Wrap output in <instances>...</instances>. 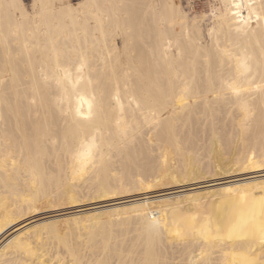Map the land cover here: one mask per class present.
<instances>
[{"label": "bare ground", "instance_id": "obj_1", "mask_svg": "<svg viewBox=\"0 0 264 264\" xmlns=\"http://www.w3.org/2000/svg\"><path fill=\"white\" fill-rule=\"evenodd\" d=\"M244 3L246 15L241 0H230L229 12L204 42L200 33L192 36L185 15L170 0H33L31 11L24 0H0V264H169L173 248L163 246L164 239L182 233V222L193 227L188 217L196 212L186 215V205L192 204L191 194L195 198L200 192L190 193L196 187L189 182L204 171L219 175L228 170L229 176L253 167L262 171L264 0ZM192 113L197 114L191 118ZM220 113L233 116L225 136L222 127L228 122ZM220 119L224 126L215 121ZM194 122L213 123L208 138L197 132L192 138H207L200 144L202 155L200 145L186 146L182 134L189 136ZM155 140L168 144L161 151L156 146L158 156L167 157L162 165L154 154ZM142 155H155L158 167L150 162L135 169ZM200 156L209 157L207 168ZM154 166H160V179ZM233 177L212 198V210L220 209L214 211L218 221L197 224V240L189 226L180 233L186 256L189 250L206 249L205 254L175 264H264V174ZM160 185L164 191L155 195L145 197L149 192H144L136 195L143 198L120 200L148 201L105 210L92 206L78 214L41 211L83 206L88 195L113 197ZM232 201L250 207L248 214L236 211ZM151 206L169 210V236L161 212L149 217L143 250L150 254L144 260L136 261L130 255L135 252L125 249L112 230L103 238L107 231L102 226L103 239H97L103 212ZM231 207L236 212L228 214ZM86 219L87 240L63 239L51 229L62 220ZM49 233L58 243L48 240ZM198 242L206 247L199 243L202 249L193 250Z\"/></svg>", "mask_w": 264, "mask_h": 264}, {"label": "rangeland", "instance_id": "obj_2", "mask_svg": "<svg viewBox=\"0 0 264 264\" xmlns=\"http://www.w3.org/2000/svg\"><path fill=\"white\" fill-rule=\"evenodd\" d=\"M32 1L33 0H24V2H25V4H26V7H27V9L29 10V11H31V3H32ZM72 1V3H74V4H77V3H79L80 1H82V0H71ZM170 1H173L178 7H179V9L182 11V13H183V16L185 17L184 18V20H185V22H186V25L188 26V29L191 31V34H192V36H197L198 35V33H200L201 35H202V41H204V42H207L208 40H209V35H210V33L212 32V30H214V29H216L217 27H218V21H219V19L221 18V16L223 15V14H225V13H228L229 12V2H230V0H170ZM241 2H242V13L243 14H247V9H246V6H245V3H244V0H241ZM181 25V24H180ZM180 25L179 24H177L176 26L178 27V28H176V29H178V30H181V28H180ZM118 40L119 41H121V38L120 37H118ZM193 114V116H191V114H190V117L191 118H193V117H195L196 115H194V114H197V113H192ZM222 113H220V114H218V116H220V118H222V120H225V118H227L224 122H228V121H230V119L233 117H231V116H227V115H224V114H222ZM198 115H200V114H198ZM232 115V114H231ZM227 116V117H226ZM228 117H230V118H228ZM217 119H219V118H217ZM222 120L220 119V121L219 120H215V121H218L217 122V124L219 125V126H224V123L222 122ZM175 122H178L177 123V125H179V123L180 122H182V121H174V123ZM219 122H222V124L221 123H219ZM173 123V124H174ZM193 123V122H192ZM194 123H196V125L198 124V131H196L195 130V126L196 125H194V124H192V125H190L191 126V128L190 129H192V130H190L191 131V133H190V135L189 136H187L186 134H188L186 131L184 132V133H182L183 135V137H184V139L186 138V139H188V140H186V142H185V140H183L185 143H186V146L188 145V146H192V147H194V145H196L195 147H197V145L199 146L201 143L204 145L205 144V142L204 141H206V140H204V139H207L208 138V132H210V129H211V126H213V123L211 124V126L210 125H203L202 124V126H205V128L203 127L202 128V126H201V124H200V122H194ZM216 123V122H215ZM225 123V124H226ZM230 122H228V126H226V128L225 127H222V128H224V131L226 132H224L223 133V135L225 136V135H228V130H229V124ZM176 124V123H175ZM191 124V123H190ZM208 124H210V123H208ZM199 125H200V129H199ZM227 125V124H226ZM165 126V125H164ZM208 126V128H207V132L205 131V129H206V127ZM214 126H217L216 124H214ZM218 127V126H217ZM231 127V126H230ZM210 128V129H209ZM218 128H220V127H218ZM221 128V129H222ZM228 128V129H227ZM197 129V128H196ZM204 129V132L202 131V130ZM208 129H209V131H208ZM201 130V132H203V134L202 133H200L199 131ZM227 130V131H226ZM192 131H194V132H192ZM189 132V131H188ZM196 132H197V134H198V136L200 135L202 138L203 137H205L206 136V134H207V138H204V139H202V138H200V139H202V140H198L196 137H198L197 136V134H196ZM199 132V133H198ZM195 133V134H194ZM196 135V140L197 141H199L198 143L199 144H196V142L197 141H193L194 140V138H193V136H195ZM186 136V137H185ZM192 136V137H191ZM188 137H190V139L192 140V138H193V140L191 141ZM154 139H157V138H154ZM189 140H190V142H189ZM160 141V143H157V142H159ZM159 141H157V140H155V142H153L154 143V146L153 147H155V150H154V154L156 155V158H158V159H160L158 162H159V164H160V162H161V165L163 164V161L164 160H166L167 161V157L166 156H164V155H162V156H158V155H160V149H161V147H168V144H167V142L166 141H164V142H162L163 140H159ZM191 142H192V145H190L191 144ZM163 145H162V144ZM194 143V144H193ZM161 144V145H160ZM157 145H159V146H157ZM181 145H183V146H185V144L183 143V144H181ZM201 146L200 145V147H198L199 148V152H200V155H202V153H203V149L202 148H205L204 146ZM159 147L158 149L160 150H158V152H160V153H158L157 151H156V148L157 147ZM185 146V147H186ZM207 146V145H206ZM227 146V145H226ZM200 149H202V151H200ZM226 149L228 150V149H230V146H227L226 147ZM155 155H154V157H152V158H148L147 156H145V158H144V156L142 155V156H140L139 157V159H137V164L139 163L140 164V166L139 167H136L137 166V164L135 165V169L137 168V169H140V168H143V166H144V168L146 167V166H150V164H151V167L153 166V164L154 165H157V167H158V163L157 164H155V162L154 161H157L158 159H156L155 158ZM227 155H229V154H226V156H224L225 158L227 157ZM158 156V157H157ZM164 156V157H163ZM160 157V158H159ZM201 157V156H200ZM203 157H205V156H203ZM203 157H201L202 158V160L203 159H206V158H203ZM144 158V159H143ZM154 158V159H153ZM164 158V159H163ZM228 159H230V156H228L227 157ZM141 159V160H140ZM149 159V160H148ZM152 159V160H151ZM166 161H164V162H166ZM170 161V160H169ZM150 162H152V163H150ZM154 162V163H153ZM210 162V159H209V157L207 156V159L206 160H204V162H203V164H202V167H206L207 168V166L206 165H208V163ZM141 163H142V165H141ZM150 163V164H149ZM138 164V165H139ZM157 167H153V170H154V173L156 174V175H159V176H156L155 175V177L157 178L158 177V179H160L161 178V173L162 172H159L158 171V169L160 168V166H159V168L157 169ZM156 168V169H155ZM205 168V169H206ZM254 168H257V167H253V168H251L252 170H249L248 169V171L246 170L245 172H247V173H245V174H241V173H239V174H235V175H238V176H240V177H251V176H254V175H258V174H260V175H262V174H264V168L263 169H261L262 171H260V170H258V169H254ZM253 169H254V171H253ZM156 170H157V172H159L158 174H157V172H156ZM203 170H204V168H203ZM257 170V171H256ZM229 172L230 171H224V172H222V173H220L219 175L218 174H215V173H213L212 171H211V173L210 174H208L206 171H204V173H202V175L201 176H199V179L198 180H196V181H193V182H189V183H191V184H195V185H193L194 187H196V189H193V190H190L189 192L190 193H194L195 191H199L200 193H199V197L198 196H196L195 198H192L193 197V195L191 194V196H189V200L192 202V204H191V206H193L192 208H191V206H189L188 204V206L186 205V207H188V208H190V209H192V211L189 209V211H188V208H187V212H186V215L187 214H189L190 216H192V212L193 213H195V214H193V218L192 217H188V219L189 220H191V222L193 221L194 222V219H195V221L197 220V222H194V224H193V222L191 223V226H193V227H190V225H188L189 226V229H190V231H193L192 233H190V234H193V237L196 239V237H199V235H197L198 234V232L199 231H197L198 229V227L199 226H196L197 224L198 225H201L202 223H204V225L205 224H208V226L209 225H211V221H212V223H215V222H217L218 221V218L217 217H219L220 215H218L217 216V214H219V212L217 213L216 212V214H215V212L214 211H220V209L219 210H217V208H215V206H214V211L212 210V206H211V203L213 202L212 201V198L213 197H216V194L218 193V188L219 187H221V186H223V184L224 183H226L227 181H232L233 180V176H235V175H233V176H229L230 174H229ZM154 173H152V174H154ZM262 173V174H261ZM206 174H208V175H206ZM247 174V175H246ZM253 174V175H252ZM242 175V176H241ZM150 177V179H153V175H152V177L151 176H149ZM232 177V178H231ZM261 177H263V176H261ZM230 179H232V180H230ZM165 183H167V182H165ZM188 183V184H189ZM184 184H186V183H184ZM197 184V185H196ZM161 186V185H160ZM159 186V187H160ZM159 187H155L154 189H151V190H147V191H139V190H132L131 192H126V194H118V195H116V196H113V197H111V196H103V197H101V198H92L91 197V195H88L90 198H88V197H85V199H88L84 204H79V205H83V206H80V207H74L73 205H68V204H65V205H67V206H59V207H57V208H46V209H44V210H41V211H43V212H49V213H47V214H55V212L56 213H66V212H75L76 214H78V213H82V211L83 212H88V211H90L91 209H88V208H91L92 206H102L103 205V207H99L97 210H105V209H109V208H111V207H117V206H120L121 204H131V203H138V202H141V201H148V200H150V198H148V199H140V200H135V201H130V202H124V203H121L120 202V200H125V199H131V197L133 198V197H140V196H136V195H138V194H140V193H144V192H149V195H146L145 197H148V196H152L153 195V193H154V195L156 194V192H158V191H161V190H163V187L161 186L160 188ZM86 191H87V189H85ZM84 190V193L86 192ZM164 191V190H163ZM215 192H216V194H215ZM152 193V194H151ZM213 194H215V195H213ZM131 196V197H130ZM108 197V198H107ZM144 197V196H143ZM143 197H140V198H143ZM127 199V200H128ZM90 200V201H89ZM233 202V201H232ZM232 202H230V203H232ZM187 203H189V202H187ZM214 203V202H213ZM250 204H251V201L249 202ZM88 204V205H87ZM99 204V205H98ZM190 204V203H189ZM238 203H236V201L235 202H233V205H236L237 207H238V209H237V207L236 206H233L232 204H230L229 205V203H228V206H227V204H226V206H225V204H224V206H223V208L225 207V210L228 208V207H230L231 205H232V207H235V209H236V211L237 210H240L241 208V212L243 211V212H245V210H246V212L245 213H242V214H248V212H249V208H245V205L244 206H241V208L237 205ZM250 204H246V206H248V205H250ZM74 208H73V207ZM90 206V207H89ZM105 206V207H104ZM83 207V208H82ZM86 207V208H85ZM156 207H158L159 208V210H157L158 208H156ZM160 207H162V206H151V207H144V208H134V209H125L122 213L121 212H119V213H114L113 215L112 214H110L109 212H103L102 214H101V218L103 219L104 218V222H102V225L100 226V228L101 229H99V234H98V237H97V239L98 240H100V238H101V235H103L106 231V233H105V235H103V238H105V237H107L106 235H108L109 236V233H108V231L110 232L111 230H112V232H110V233H114L115 235L113 236V237H115V238H117V240H119L120 239V237H121V239L120 240H123L124 241V246L126 245V247H125V249H132L135 253H132V254H130L134 259H136V261H142V260H144L146 257L145 256H143V255H145V253H147V254H150V253H148V252H146V250H143V247H145V242L143 241V239H144V237L145 236H147L148 234L145 232V231H143V230H146L147 229V227H149V228H151L149 225H150V220H151V218L149 219V217H151L152 215H154L155 213L156 214H158V211L159 212H161L162 213V215H163V218H164V220L165 221H163V224H162V228H163V230H165V233H166V231H169V227H168V225H165V224H167V220H166V218L167 217H169V210H167V209H165V208H160ZM210 207V208H209ZM229 208V210L230 211H228V214H230L231 212H232V210H233V212H236L233 208ZM64 208V209H63ZM80 208V209H79ZM102 208V209H101ZM149 208H151V210L149 209ZM155 208H156V210L157 211H155ZM167 208V207H166ZM245 208V209H244ZM67 209V210H66ZM71 209V210H70ZM86 211H85V210ZM161 209V210H160ZM163 209V210H162ZM186 209V208H185ZM216 209V210H215ZM232 209V210H231ZM244 209V210H243ZM62 210H63V212H62ZM64 210H66V211H64ZM128 210H130V211H128ZM210 210H211V212H210ZM50 211H52V212H50ZM195 211V212H194ZM214 214H213V213ZM230 212V213H229ZM38 213H41L40 211L38 212ZM37 213V214H38ZM221 213V212H220ZM215 216L216 215V218L213 216V215ZM117 215H119V216H117ZM166 215V216H165ZM188 215V216H189ZM125 218V220H124V218ZM130 216V217H129ZM67 217V216H66ZM127 217H129V218H127ZM123 218V219H122ZM141 218V219H140ZM144 218L145 219H147V220H145V222H144ZM192 218V219H191ZM213 218H214V221H213ZM47 219H49V218H45L44 220H47ZM107 219H108V221H107ZM118 219V220H117ZM148 219H149V221H148ZM217 221H216V220ZM230 219H232V218H230ZM229 219V222L230 221H232V220H230ZM233 219H234V217H233ZM85 220V219H84ZM82 221V222H79L78 220H75V221H72V220H70V221H66V220H62V221H60L59 223H57L56 224V227L54 228V227H52L51 229L54 231V230H56L59 234H57V235H63L64 237H62L63 239L64 238H67V239H71L70 241H76L77 239H81V240H87L86 239V237L88 236V233H89V229L86 227V224L85 223H87L88 222V220L86 219V221ZM40 221V220H39ZM124 221H125V223H124ZM128 221V222H127ZM108 222H109V226L110 227H112L113 226V229L111 228L110 229V227H108ZM120 222V223H119ZM130 222V223H129ZM166 222V223H165ZM81 223H83V224H81ZM112 223L114 224V225H112ZM121 223L123 224V227H122V225H121ZM129 223V224H128ZM184 222H182L181 223V231H182V233L181 232H175V234H174V236H173V233H172V235H171V237L173 238L172 240H170L169 241V239H170V237H168L169 236V233H166L165 235V238L166 237H168L167 239H164V245L163 246H166L167 247V249H169V251L172 249L173 250V254H171V251H170V254L168 255L169 257H171L172 259H170L169 261H167L169 264L172 262L173 264H175L176 262H178V261H181V258L183 259V258H185V257H189V255L192 257V259L191 260H194V261H196V260H198V259H200V256H198V255H200L201 253L202 254H205V251H206V249H202V247H206L205 245H203L201 242H198V244H196V245H198L199 247H197V246H193L192 247V249L194 250H197L196 248H200L201 246L200 245H202V247H201V249L202 250H198L199 251V253H197V251H195V254H192L191 253V250H189V255H187L186 256V253H184L183 252V249H185L184 248V244H183V238H182V236L184 235V227H188L187 226V224L186 223H184ZM200 223V224H199ZM210 223V224H209ZM85 224V225H84ZM116 224H118V225H116ZM20 226L22 225V223L21 224H19ZM18 225V227H20ZM83 225L86 227V229H84V227H83ZM121 225V226H120ZM128 225V226H127ZM132 225V226H131ZM185 225V226H184ZM104 227V229H105V231H103L104 229H103V227ZM106 226H107V228H106ZM114 227H115V229H114ZM134 227V228H133ZM184 228V229H183ZM195 228V229H194ZM88 229V230H87ZM110 229V230H109ZM183 229V230H182ZM188 228H187V230H189ZM197 229V230H196ZM66 230V231H65ZM100 230H102L104 233H102V231H100ZM134 230V231H133ZM187 230H185V231H187ZM196 230V231H195ZM52 231V232H53ZM61 231V232H60ZM64 231V232H63ZM86 231H88V232H86ZM128 231V232H127ZM139 231V232H138ZM57 232H55V233H57ZM73 232V233H72ZM197 234H196V233ZM67 233V234H66ZM75 233V234H74ZM117 233V234H116ZM145 233V234H144ZM177 233V234H176ZM183 234L182 236H180L181 234ZM51 233H49V237H51V235H50ZM71 234V235H70ZM101 234V235H100ZM147 234V235H146ZM168 234V235H167ZM52 235H55V234H53L52 233ZM57 235H56V237H57ZM87 235V236H86ZM99 235H100V237H99ZM117 235V236H116ZM141 237H140V236ZM143 235H145V236H143ZM176 235H178L177 237H176ZM196 235V236H195ZM225 233H222V236H224V238L226 239V237H225ZM126 236V237H125ZM180 236V237H179ZM192 236V235H191ZM48 237V240H50V241H53L54 242V240L55 239H57V241H55V242H57L58 243V238H55V237H51V238H49ZM138 237H140V238H138ZM176 237V238H175ZM184 237V236H183ZM88 238V237H87ZM103 238H101V239H103ZM125 238V239H124ZM175 238V239H174ZM177 238H179V239H177ZM181 238H182V240H181ZM202 238H204V237H202ZM223 237H222V240H223V243L225 244V242H226V245H228L227 243H228V238L226 239L227 241H225V239H224ZM61 239V238H60ZM129 239V240H128ZM137 239H139V240H137ZM133 240V241H132ZM136 240H137V244H136ZM141 240V241H140ZM165 240H166V242H165ZM174 240H175V242H174ZM179 240V241H178ZM197 240V239H196ZM199 240V239H198ZM143 241V244L141 243ZM54 242V243H55ZM60 242V241H59ZM133 242V243H132ZM180 244H179V243ZM182 242V243H181ZM199 243H200V245H199ZM142 244V245H141ZM165 244H167V245H165ZM219 245L221 244V243H218ZM135 245V246H134ZM172 245V246H171ZM218 245V246H219ZM128 246H129V248H128ZM136 246H137V248H136ZM134 247H135V249H136V251L134 250ZM139 247V248H138ZM141 247V248H140ZM169 247V248H168ZM63 248V247H62ZM140 249L142 250V251H140ZM64 250V249H63ZM66 250V249H65ZM64 250V251H65ZM204 250V251H203ZM143 251H144V253H143ZM149 251V250H148ZM139 252H140V254H139ZM201 252V253H200ZM204 252V253H203ZM139 255H138V254ZM226 253H227V250H226ZM225 253V254H226ZM134 254V255H133ZM147 254H146V256H147ZM185 256H184V255ZM196 254H198V255H196ZM138 255V256H137ZM140 255H142L143 257H141ZM171 255V256H170ZM136 256V257H135ZM196 256H198V257H196ZM138 257V258H137ZM160 257V258H159ZM130 258V257H129ZM156 258H159L158 259V261H160V260H162L163 258H162V256H157ZM162 258V259H161ZM195 258V259H194ZM138 259V260H137ZM174 259H176V260H174ZM174 262H173V261ZM139 261V262H140ZM65 264V263H64ZM67 264V263H66ZM68 264H71V263H68Z\"/></svg>", "mask_w": 264, "mask_h": 264}]
</instances>
